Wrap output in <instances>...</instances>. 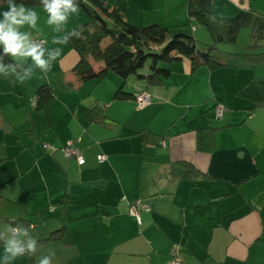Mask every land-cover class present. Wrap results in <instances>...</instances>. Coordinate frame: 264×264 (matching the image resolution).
<instances>
[{"label":"crops","instance_id":"crops-1","mask_svg":"<svg viewBox=\"0 0 264 264\" xmlns=\"http://www.w3.org/2000/svg\"><path fill=\"white\" fill-rule=\"evenodd\" d=\"M200 1L216 16L240 14L226 64L192 70L181 58L161 83L122 81L113 72L77 82L78 54L58 41L87 20L84 11L57 27L38 6L36 27L18 29L29 41L45 39V59L57 50L61 56L47 73L30 57L14 58L20 70L3 65L0 72V264L29 261L27 252L4 259L12 221L14 238L25 243L60 231L36 244L33 264L44 257L50 264H165L174 255L182 264H264V0ZM111 3L128 23L155 22L171 32H187L190 24L196 35L187 0ZM241 52L248 55L235 54ZM44 83L52 97L36 110L35 89ZM119 87L133 96L146 89L151 103L139 108L133 97L113 98ZM90 105L102 115L86 118ZM216 105L223 106L220 118ZM203 126L217 128L211 151L196 149L195 129ZM78 138L82 165L42 148ZM99 153L106 159L99 162ZM182 160L198 171L178 174ZM136 199L150 208L140 223L129 212Z\"/></svg>","mask_w":264,"mask_h":264},{"label":"trees","instance_id":"trees-1","mask_svg":"<svg viewBox=\"0 0 264 264\" xmlns=\"http://www.w3.org/2000/svg\"><path fill=\"white\" fill-rule=\"evenodd\" d=\"M0 1L3 3V0ZM76 2L86 12L87 20L66 30L65 36L70 38L68 43L78 54V60L72 69L77 82L101 80L106 73L113 72L122 81L135 76L149 84L161 83L171 73L170 64L181 58L189 61L192 70L203 65L223 66L229 51H222L217 45L234 44L239 29L240 14L232 17L216 16L200 0H187V13L189 18H194L206 28L212 37L210 43L201 44L185 31L171 32L155 22L143 26L128 23L114 11L111 0H73L74 5ZM13 3L30 8L44 7L41 0H13ZM235 54L248 55L244 52ZM97 62H103V65L95 69L93 66ZM0 64L15 70L22 67L21 62L4 53L3 45H0ZM51 97L52 89L49 84L38 85L33 99L34 108L37 110L46 106ZM128 97L134 98L132 93L123 91L120 87L113 95V98ZM82 112L86 118L93 120L102 115V108L90 105L83 107ZM216 129L213 126L197 127L196 149L213 150ZM177 164L183 167L177 170L181 176L198 171L188 161H178ZM16 221L20 222V219ZM15 223L11 222L10 231L16 228ZM59 232H50L45 238L36 241V244L52 240ZM27 255L28 264H33L32 254Z\"/></svg>","mask_w":264,"mask_h":264},{"label":"clouds","instance_id":"clouds-1","mask_svg":"<svg viewBox=\"0 0 264 264\" xmlns=\"http://www.w3.org/2000/svg\"><path fill=\"white\" fill-rule=\"evenodd\" d=\"M44 11L47 13V24L57 27L65 26L68 23L69 13H78L79 5L73 4V0H41ZM7 4V10L2 13L0 19V45H3L4 53L12 58L23 57L31 58L33 65L47 73L51 69L50 61L56 60L61 56V50L51 54L48 59L44 57V49L29 41L27 33L22 34L18 29L27 25L29 28L36 27L38 19L34 10H28L25 14V7L15 5L13 0H3ZM75 33V32H73ZM70 38L65 36L59 43L67 44ZM5 71L3 65H0V72ZM26 76L18 78L19 83H24ZM13 233L18 230L12 229ZM26 236L27 230L20 232ZM36 250L35 239H29L26 243L18 238L6 240L4 245L5 261H13L17 257L24 256L25 252L30 255ZM39 264H50V258L44 257L39 260Z\"/></svg>","mask_w":264,"mask_h":264},{"label":"built area","instance_id":"built-area-1","mask_svg":"<svg viewBox=\"0 0 264 264\" xmlns=\"http://www.w3.org/2000/svg\"><path fill=\"white\" fill-rule=\"evenodd\" d=\"M30 42L33 44H38L42 47L45 43V39L40 36H34L31 38ZM151 98H152L151 94L146 89H142L134 95V100L136 102V105L139 108H143L147 106L148 104H150ZM222 111H223V106L216 105L215 117L217 118L221 117ZM78 141H79V138L76 140H68L60 147H55L51 143L43 142L42 148L44 151L49 152V153H53L56 150H60L66 158H72L77 162L78 165H82L85 161V158L81 152V149L76 145V142ZM106 157L107 156L104 153H99L96 155V159L99 162L105 160ZM149 209L150 208H149L148 202L143 201L142 199H136V201L132 202L129 206V212L134 216L137 223L141 222V212L148 211ZM13 229H16V228H13ZM16 233H13L11 231L12 237H14ZM165 264H182V259L178 255H174Z\"/></svg>","mask_w":264,"mask_h":264},{"label":"rangeland","instance_id":"rangeland-1","mask_svg":"<svg viewBox=\"0 0 264 264\" xmlns=\"http://www.w3.org/2000/svg\"><path fill=\"white\" fill-rule=\"evenodd\" d=\"M25 7V14H27V12H28V10H34V11H37V9H40V8H38V7H35V8H30V7H26V6H24ZM36 9V10H35ZM7 10V4H3V3H1V1H0V19H2L3 17H2V13L4 12V11H6ZM40 11H42L41 9H40ZM79 11L81 12V11H83L81 8H79ZM85 12V11H84ZM37 13V12H36ZM82 13V12H81ZM86 13V12H85ZM87 15V14H86ZM36 23H38V20L36 21ZM187 23H192V24H194V25H196V29H197V31L195 32V34L196 35H194V33L193 32H191V29H192V27H191V29H190V24H188L187 25V33L188 34H190V35H193L194 37L196 36V38L199 40V42L202 44V43H210V42H212V37H211V35L209 34V32L206 30V28L205 27H203V26H201V25H199V24H197V22H187ZM29 27L27 26V25H25L24 27H22V28H20V30L21 31H25L26 29H28ZM186 32V31H185ZM202 34V33H204V35H203V37L202 36H200L199 34ZM218 48L220 49V50H222V51H225V50H230V46H229V44H226V43H219L218 45ZM132 77V76H131Z\"/></svg>","mask_w":264,"mask_h":264}]
</instances>
